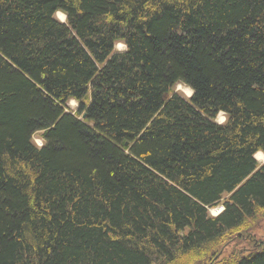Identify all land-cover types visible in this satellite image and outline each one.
<instances>
[{"label":"trees","instance_id":"16d2710c","mask_svg":"<svg viewBox=\"0 0 264 264\" xmlns=\"http://www.w3.org/2000/svg\"><path fill=\"white\" fill-rule=\"evenodd\" d=\"M258 153L264 0H0V264H264Z\"/></svg>","mask_w":264,"mask_h":264},{"label":"rangeland","instance_id":"374dc122","mask_svg":"<svg viewBox=\"0 0 264 264\" xmlns=\"http://www.w3.org/2000/svg\"><path fill=\"white\" fill-rule=\"evenodd\" d=\"M56 18L61 23L66 22V16H65L64 20L62 19V17H59V15L56 16ZM116 50L117 51H125V46L123 44L122 45L118 44L116 46ZM191 91H192L191 89H189L188 87L183 86V85H177V87L175 88V93L183 96L185 99H189L193 95V92L191 93ZM68 107L72 111H76L78 109V105L75 101L69 102ZM216 122L218 124H224L226 122L225 115L219 114L217 119H216ZM39 135L40 134L37 133L34 136V142L40 148L43 146V141L39 138ZM256 159H257V162L259 164L264 163V156L256 157ZM220 210L221 209H217V208L210 209L209 213L213 217V215L217 214ZM259 242L264 243V221L263 220H261L257 223V225L254 227V229L251 231V233L247 237H244L243 239L242 238L236 239V240L232 241L231 243H229L228 245H226L221 250V258L220 259L228 258L234 253L247 255L249 252L256 249V244Z\"/></svg>","mask_w":264,"mask_h":264},{"label":"bare ground","instance_id":"6f19581e","mask_svg":"<svg viewBox=\"0 0 264 264\" xmlns=\"http://www.w3.org/2000/svg\"><path fill=\"white\" fill-rule=\"evenodd\" d=\"M59 15V17H62V19L64 20L65 19V16H64V14L63 13H58L56 16H58ZM66 23V22H65ZM191 93H192V91H191ZM73 102V101H72ZM262 156H264L262 153H258L255 157H262ZM259 160V159H258Z\"/></svg>","mask_w":264,"mask_h":264},{"label":"water","instance_id":"95a60500","mask_svg":"<svg viewBox=\"0 0 264 264\" xmlns=\"http://www.w3.org/2000/svg\"><path fill=\"white\" fill-rule=\"evenodd\" d=\"M64 23V22H63ZM84 118H85V116H84Z\"/></svg>","mask_w":264,"mask_h":264}]
</instances>
